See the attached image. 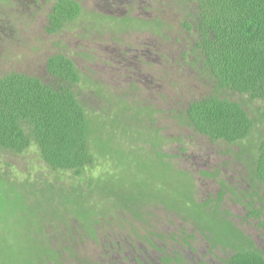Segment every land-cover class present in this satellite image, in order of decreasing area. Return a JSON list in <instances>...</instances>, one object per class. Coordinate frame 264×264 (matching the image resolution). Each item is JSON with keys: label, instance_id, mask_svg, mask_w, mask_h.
Instances as JSON below:
<instances>
[{"label": "rangeland", "instance_id": "rangeland-1", "mask_svg": "<svg viewBox=\"0 0 264 264\" xmlns=\"http://www.w3.org/2000/svg\"><path fill=\"white\" fill-rule=\"evenodd\" d=\"M56 1L0 0V79L18 72L48 81V59L67 55L85 78L81 97L120 128L112 134L126 162L99 161L77 177L52 170L36 147L0 153V264H224L234 250L213 242L244 243L239 230L264 252V184L252 179L250 150L237 156L260 141L262 123L233 145L182 116L212 92L190 55L195 39L183 24L191 5L77 0L81 16L50 32ZM258 106H247L254 118ZM156 132L165 142L151 147ZM160 148L189 175L167 171ZM194 199L209 201L205 214L191 208ZM177 255L184 259L161 260Z\"/></svg>", "mask_w": 264, "mask_h": 264}, {"label": "trees", "instance_id": "trees-1", "mask_svg": "<svg viewBox=\"0 0 264 264\" xmlns=\"http://www.w3.org/2000/svg\"><path fill=\"white\" fill-rule=\"evenodd\" d=\"M175 2L191 5L189 18L183 24L195 39L190 55L195 56L194 67L212 88L207 96L189 103L182 113L186 124L213 142L234 145L248 140L259 120L264 127V0ZM82 13L77 0L56 1L49 15L50 32L59 31ZM47 72L48 81L18 72L0 79V153L19 155L36 147L42 161L52 170L73 172L77 177L96 167L99 161L117 165L121 159L126 162L120 156L118 136L112 134L120 128L114 122H106L109 111L104 107L103 114L96 112L77 90L85 78L75 61L62 53L53 55L47 61ZM95 91L102 96L101 87L97 86ZM249 102L259 103L260 118L251 116ZM262 134L260 141L243 148L237 156L250 150L252 179L264 184V130ZM156 135L159 141L151 140V147L163 146L165 139L159 132ZM159 150L161 161L170 157ZM162 164L176 176L189 175L178 170L172 160ZM208 207L209 201L198 203L194 199L191 208L198 209L201 215ZM190 217L196 220L197 231H207L197 216ZM234 228L237 229L235 225ZM238 233L244 243L220 245L212 241L215 248H233L234 253L224 264H264V252L253 247L242 231ZM181 259L184 257L177 255L176 259L167 257L165 261Z\"/></svg>", "mask_w": 264, "mask_h": 264}, {"label": "flooded vegetation", "instance_id": "flooded-vegetation-1", "mask_svg": "<svg viewBox=\"0 0 264 264\" xmlns=\"http://www.w3.org/2000/svg\"><path fill=\"white\" fill-rule=\"evenodd\" d=\"M165 259H166V258H161V260H163L165 263H168L169 261H168V262H166V261H165ZM170 261H171V260H170Z\"/></svg>", "mask_w": 264, "mask_h": 264}]
</instances>
